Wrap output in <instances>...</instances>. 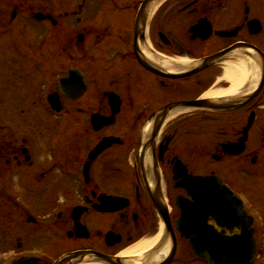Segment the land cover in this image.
Masks as SVG:
<instances>
[{
	"label": "flooded vegetation",
	"instance_id": "1",
	"mask_svg": "<svg viewBox=\"0 0 264 264\" xmlns=\"http://www.w3.org/2000/svg\"><path fill=\"white\" fill-rule=\"evenodd\" d=\"M143 1L0 0V38L5 35L10 42L0 50V221L4 224L14 209L7 230L18 242L16 263L58 264L76 252L120 257L159 234L156 202L167 205L174 226L179 217L175 200L186 196L175 187L177 159L187 165L208 166L210 161L201 175L214 174L213 163L223 165L225 183L243 200L254 218L256 242L264 244V177L243 172L246 164L264 163V87L243 108L218 115L219 124L214 114L205 119L187 114L169 123L151 151L158 175L154 165H142L138 156L143 127L154 114L168 103L204 97L211 79L205 73L167 79L144 68L140 58L154 63V57L197 60L236 45L264 54V0H154L137 23ZM71 71L79 74L61 91L58 81ZM82 83L85 93L76 98ZM228 88L223 84L218 90ZM111 94L121 99L120 113L113 125L96 129L92 117H110ZM5 99L24 104L12 107L7 118ZM252 113L244 152L225 155L222 145L242 138ZM31 114L37 119L27 123ZM181 131L191 142H179ZM110 137L123 143L90 159L93 149ZM184 153L190 157L183 158ZM118 197L128 200L119 211ZM7 236L0 227V252L7 248ZM175 236L168 264H205L179 233ZM33 240L43 244V252H27ZM262 253L258 248L260 259ZM87 258L90 264H106Z\"/></svg>",
	"mask_w": 264,
	"mask_h": 264
},
{
	"label": "water",
	"instance_id": "2",
	"mask_svg": "<svg viewBox=\"0 0 264 264\" xmlns=\"http://www.w3.org/2000/svg\"><path fill=\"white\" fill-rule=\"evenodd\" d=\"M224 54L217 55L204 61L203 65L193 72L185 75H170L172 78H181L199 72L209 66ZM149 69L154 70L151 66ZM250 96L247 98L252 99ZM246 101V102H247ZM187 106L193 108H207L214 110H228L230 105H218L209 101H198L190 103H180L167 107L161 114L165 117L168 111L174 107ZM189 190V194L194 198L195 203H184L181 231L190 240L194 251L209 264H247L252 262L255 254V246L249 233L243 232L241 236L225 238L217 234L205 225L206 219L213 216L218 220L225 219L231 215L233 208L231 203L226 206L223 199L228 196V191L217 179H193L188 178L184 186ZM210 190V191H209ZM187 222V223H186ZM189 222H194L189 224ZM113 264H121L113 261Z\"/></svg>",
	"mask_w": 264,
	"mask_h": 264
},
{
	"label": "bare ground",
	"instance_id": "3",
	"mask_svg": "<svg viewBox=\"0 0 264 264\" xmlns=\"http://www.w3.org/2000/svg\"><path fill=\"white\" fill-rule=\"evenodd\" d=\"M153 60L156 64L171 73L180 72L181 70H185L193 66V63L188 59L158 60L154 57ZM256 61L253 62L249 58H241L237 62L226 63L222 82L225 84L229 83L231 86L226 90L210 92L208 96L213 99H222L234 96L237 97V95L240 96L247 92H251L257 86L259 81V66ZM158 240L159 236L141 241L122 252L119 256L127 258V264H152L158 262L166 256L170 250L169 245H165L157 253L150 254L145 260L142 259L145 253H149L150 250L154 248ZM88 260L89 258L79 260V264H90Z\"/></svg>",
	"mask_w": 264,
	"mask_h": 264
},
{
	"label": "rangeland",
	"instance_id": "4",
	"mask_svg": "<svg viewBox=\"0 0 264 264\" xmlns=\"http://www.w3.org/2000/svg\"><path fill=\"white\" fill-rule=\"evenodd\" d=\"M21 24V28L22 29H25L24 28V26L22 25V23H20ZM1 32H2V30H1ZM7 33H8V30L6 31ZM1 34V33H0ZM8 37H10V35L8 36ZM7 44H9L10 45V42H9V40H8V38L4 35L3 37H1L0 38V50H3V49H6L7 50V47H6V45ZM16 44H19L18 43V41L16 42ZM11 47V46H10ZM12 48V47H11ZM204 53H206V52H192V54H194L195 56H200V55H202V54H204ZM237 54H235V55H233L232 57H234V56H236ZM12 61V60H11ZM8 63H10V59H9V61H8ZM223 66V65H222ZM222 66H220V67H216V68H214L212 71H210V73L208 74L209 76H210V80H209V82L210 83H207V85H210L209 87H211L213 84H214V82L216 81V78H218V77H221V75H222V72H223V69H222ZM4 67V65H3V62H2V60L0 61V70L2 69ZM221 83H218L217 85H222V84H225L224 82H222V81H220ZM218 88V86H216L214 89H217ZM205 90V89H204ZM140 102H141V100H139ZM5 103H6V106L8 105V112L6 113V117L8 118V117H10V116H12V111H11V109H12V107H16V106H18V105H20V103H21V100H14V99H5ZM23 104H24V102H23ZM263 109H264V107H263ZM262 112L264 111V110H261ZM31 116L34 118H29V120H28V122L27 123H32L33 121L35 122V120L37 119L33 114H31ZM166 130V129H165ZM187 158H189V156L188 155H185ZM218 170H219V172L220 173H222V174H224V175H227V173L224 171V169L223 168H218ZM262 174H264V172L262 173ZM2 226V223H1V221H0V227ZM6 228L8 229L9 227H11L12 226V222L11 221H7L6 222ZM11 233L12 232H10L9 234H7L8 236V242H7V245L5 246V247H7L5 250H3V251H1L0 252V264H4L10 257H12V256H14V254L16 253V248H15V246H16V241H14L13 242V240H14V235H11ZM39 243L40 242H35V243H33V249L32 250H40L41 249V247H40V245H39ZM257 264H264V256H262L261 257V259L259 260V263H257Z\"/></svg>",
	"mask_w": 264,
	"mask_h": 264
}]
</instances>
